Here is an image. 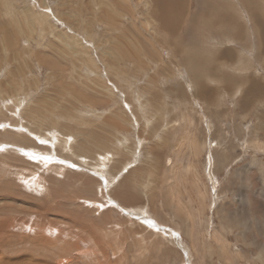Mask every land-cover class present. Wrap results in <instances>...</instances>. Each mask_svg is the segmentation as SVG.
I'll use <instances>...</instances> for the list:
<instances>
[{"label":"rangeland","instance_id":"obj_1","mask_svg":"<svg viewBox=\"0 0 264 264\" xmlns=\"http://www.w3.org/2000/svg\"><path fill=\"white\" fill-rule=\"evenodd\" d=\"M263 35L264 0H0V263L264 264Z\"/></svg>","mask_w":264,"mask_h":264},{"label":"bare ground","instance_id":"obj_2","mask_svg":"<svg viewBox=\"0 0 264 264\" xmlns=\"http://www.w3.org/2000/svg\"><path fill=\"white\" fill-rule=\"evenodd\" d=\"M264 36V35H263ZM247 170V169H246ZM126 200V199H125ZM244 200V198L242 199V201ZM247 203V202H246ZM246 203L244 204V205H246ZM238 219V218H237ZM263 251H264V246L261 248V254H260V258H262V255H263ZM2 259V258H1ZM2 262V261H1ZM0 264H3V262L2 263H0ZM7 264V263H6ZM13 264V263H12ZM16 264V263H15ZM19 264V263H18ZM21 264V263H20Z\"/></svg>","mask_w":264,"mask_h":264}]
</instances>
